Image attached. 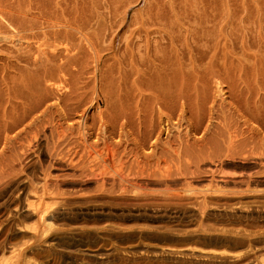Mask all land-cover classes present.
Returning a JSON list of instances; mask_svg holds the SVG:
<instances>
[{
    "label": "rangeland",
    "instance_id": "1",
    "mask_svg": "<svg viewBox=\"0 0 264 264\" xmlns=\"http://www.w3.org/2000/svg\"><path fill=\"white\" fill-rule=\"evenodd\" d=\"M0 119V264H264V0H0Z\"/></svg>",
    "mask_w": 264,
    "mask_h": 264
},
{
    "label": "bare ground",
    "instance_id": "2",
    "mask_svg": "<svg viewBox=\"0 0 264 264\" xmlns=\"http://www.w3.org/2000/svg\"><path fill=\"white\" fill-rule=\"evenodd\" d=\"M26 14H28V13H23L24 16H26ZM29 14H30V13H29ZM61 14H63V13H61ZM30 15H31V14H30ZM36 15H38V14H36ZM36 15H35V16H36ZM39 15H41V14H39ZM32 16H33V14H32ZM32 16H31V17H32ZM61 16H62V15H61ZM33 17H34V16H33ZM33 17H32V18H33ZM36 17L39 18L40 16H39V17L36 16ZM36 17H35V18H36ZM45 17H46V16H45ZM56 17H57V16H56ZM56 17H55V18H56ZM37 18H36V19H37ZM42 18H44V17H42ZM47 18H48V21L50 22L49 17H47ZM47 18L44 19L43 21L46 20V22L49 23V22L47 21ZM51 20H54V19H51ZM60 20H61V19H60ZM63 20H64V19H63ZM54 21H55V24L57 25V23H56V21H58L57 18H56V20H54ZM64 21H65V20H64ZM66 21H67V20H66ZM17 22H18V21H17ZM17 22H16V24H17ZM58 22H60V21H58ZM10 23H11V22H10ZM10 23H9V24H10ZM19 23H20V22H19ZM50 23L54 24V22H52V21H51ZM64 23H65V22H64ZM67 23H68V22H67ZM9 24H8V25H9ZM12 24H13V23H12ZM20 24H21V23H20ZM30 24H31V22H30ZM30 24H29V25H30ZM55 24H54V25H55ZM68 24H69V23H68ZM70 24H71V23H70ZM72 24H73V27L77 26V25H74V23H72ZM72 24H71V25H68L66 29L63 28V27H61L62 29H65V30L68 29L67 32H64L65 30L63 31L64 34H65V33H70L69 31L74 30L73 27H72V28L69 27V26H72ZM21 25H22V24H21ZM21 25H20V26H21ZM24 25H25V24H24ZM29 25H28V26H29ZM46 25L48 26V27L46 28V31L48 30L47 32L50 33L49 31H50V30L52 31L53 28H52L51 24H50V26H51L50 28H51V29L49 28V24H46ZM54 25H53V27L56 28V26H54ZM58 25H59V27H60L61 23H59ZM12 26H14V25H12ZM12 26H10V27L12 28ZM15 26L17 27V26H19V25H15ZM20 26H19V27H20ZM28 26L25 25V26H23V27L21 26V27L24 29V27L28 28ZM32 26H33V25H32ZM32 26L30 25L29 27L32 28ZM63 26H64V25H63ZM33 27H34V26H33ZM64 27H65V26H64ZM26 28H25V29H26ZM35 28H36V27H35ZM35 28H34V30H35ZM48 28H49V29H48ZM13 29H14V28H13ZM16 29H17V30H16V32H17L19 28H16ZM25 29H24V30H25ZM29 29H30V28H29ZM69 29H72V30H69ZM76 29H78V26L76 27ZM30 30H31V29H30ZM43 30H44V29H43ZM55 30H56V29H55ZM57 30H59V29H57ZM57 30H56V32H55V31H52V32L58 33L59 31H57ZM20 31H21V29H20ZM25 31H26V30H25ZM25 31H23V33H24ZM27 31H28V30H27ZM75 31H76V30H75ZM77 31H79V30H77ZM28 32H29V31H28ZM32 32L34 33L33 29H32ZM43 32H44V31H43ZM72 32H73V31H72ZM19 33H20V32H19ZM19 33H17L18 35H17L16 33H14L15 35H14V34H13V35L17 38V36L22 35V34L19 35ZM25 33H26V32H25ZM33 33H32V36H33ZM44 33H45V32H44ZM44 33H43L42 35H44V37L46 38L48 35L45 36ZM79 33H81V32H79ZM53 34H54V33H52V35H53ZM59 34H61V33L59 32ZM13 35H12V37H13ZM24 35H25V34H24ZM50 35H51V34H50ZM52 35H51V36H52ZM67 35H68V34H67ZM34 36H35V34H34ZM55 36H56V34H55ZM57 36H58V35H57ZM57 36H56V37H57ZM20 37H21V36H20ZM35 37H36V36H35ZM48 37H50V36H48ZM13 38H14V37H13ZM18 38H19V37H18ZM18 38H17V39H18ZM23 38H24V37H23ZM51 38H52V37H51ZM53 38H54V37H53ZM31 39H32V38H31ZM47 39H48V38H47ZM13 40H15V38H14ZM21 40H22V39H21ZM21 40L19 39L18 41L20 42ZM33 40H34V39H33ZM15 41H16V40H15ZM27 41H28V40H27ZM17 43H18V42H17ZM51 43H52V42H51ZM26 44H30V43L27 42ZM39 45H40V44H39ZM42 45H44V44H42ZM27 46L29 47L30 45H27ZM47 46H48V45H47ZM36 47H37V44H36ZM29 48H31V46H30ZM38 48H39V47H38ZM38 48H37V49H38ZM43 48H44V46H43ZM49 48H50V47H49ZM52 48H53V47H52ZM53 49H54V48H53ZM53 49H52V50H53ZM28 50H29V49H28ZM30 50H31V49H30ZM30 50H29V52H30ZM39 51L41 52V50L38 49V51L36 50L35 53H36V52L40 53ZM36 54H37V53H36ZM36 54H32V55H36ZM41 54H42V53H41ZM19 55H20V54H19ZM32 55H31V56H32ZM16 56H17V55H16ZM20 56L23 57V55H20ZM26 56H27V55H25L24 58H26ZM37 56H40V55L37 54ZM37 56H36V57H37ZM18 57H19V56H18ZM28 57L30 58V56H28ZM29 58H28V59L26 58V59H27V60H30L31 58H30V59H29ZM48 58H49V57H48ZM50 58H51V57H50ZM16 59H17V58H16ZM18 59H19V58H18ZM35 59H36V60H39V57H38V58H35V57H34V60H35ZM14 60H15V59H14ZM20 60H21V59H19V60H17V61H14V62H18V61H20ZM32 60H33V56H32ZM36 60H35L34 62H36ZM51 60H52V59H51ZM9 61H11L10 58H9ZM21 61H22V60H21ZM24 61H26V60H24ZM27 62L32 63L31 61H27ZM34 62H33V63H34ZM37 62H38V64L41 63V62L39 63V61H37ZM49 62H52V61H49ZM60 62H61V61H60ZM58 63H59V62H58ZM36 64H37V63H36ZM36 64H32V67H33V65H34V67L36 68V71H37L38 64H37V65H36ZM59 64H60V63H59ZM61 64H62V63H61ZM35 65H36V66H35ZM41 65H42V64H41ZM45 65H46V64H45ZM15 66H16V65H15ZM58 66H62V65H58ZM17 67H18V66H17ZM42 67H44V66H42ZM46 67H50V66H49V65H46ZM46 67H45V68H46ZM35 68H32V69H35ZM16 69L18 70V68H16ZM19 69H20V68H19ZM30 70H31V69H30ZM45 70H49V69L46 68ZM50 70H51V69H50ZM24 71H25V70H24ZM26 71H27V70H26ZM26 71H25V72H26ZM32 71H33V70H32ZM32 71H31V72H32ZM42 71H44V70L42 69ZM20 72H21V71H20ZM31 72H30V74H31ZM33 72H34V71H33ZM39 72H40V71H39ZM44 72H45V71H44ZM47 72H50V71H47ZM35 73H36V75H37V72H34L33 74H35ZM40 73H42V72H40ZM30 74H29V75H30ZM42 74H43V73H42ZM45 74H49V73H45ZM38 75H41V74L38 73ZM49 75H50V74H49ZM33 76H34V75H33ZM44 76H46V75H44ZM26 77H27V76H26ZM29 77H30V76H29ZM38 78H39V77H38ZM42 78H43V77H42ZM30 80H31V79H30ZM32 80L34 81L35 78L32 77ZM32 80H31V82H33ZM36 80H37V79H36ZM31 82H30V84L32 85ZM36 83H37V82H36ZM28 84H29V83H28ZM28 84H27V86H28ZM34 84H35V82L33 83V85H34ZM38 84H39V83H38ZM14 86H15V85H14ZM14 86H13V87H14ZM17 86H18V85H17ZM36 86H37V85H36ZM13 87H12V88H13ZM15 87H16V86H15ZM15 87H14V88H15ZM21 87H22V91H23V86H20V88H21ZM24 87H25V85H24ZM32 87L34 88L35 86H30V87H28V88H32ZM16 88H17V87H16ZM26 88H27V87H26ZM28 88H27V89H28ZM9 89H11V88H9ZM24 89H25V88H24ZM34 89H35V88H34ZM34 89H31V90H34ZM42 89H43V88H42ZM14 90H16V89H12V91H14ZM19 90H20V89H19ZM19 90H18V88H17L16 93H18V95H19V92H18ZM28 90H29V89H28ZM31 90H30V93H28L29 91H27V90H26L27 92H26V91H23V92L28 93V94H29V97H31V96H32V95H31ZM7 91H8V90H7ZM20 91H21V90H20ZM38 91H39V90H38ZM32 92H33V91H32ZM34 92H37V91L34 90ZM34 92H33V93H34ZM21 93H22V92H20V95H21ZM22 94H23V93H22ZM28 94H27V96H28ZM13 95H16V94L13 92ZM13 95H12V97H13ZM25 95H26V94H24L23 96H25ZM23 96H21V98H22ZM37 96H38V95H37ZM7 97H8V96H7ZM15 97L17 98V95H16ZM13 98H14V97H13ZM24 98H25V97H24ZM31 98H32V97H31ZM11 99H12V98H11ZM18 99H19V97H18ZM35 99H36V98H35ZM15 100H16V99H15ZM32 100L34 101V103H35V101L37 102V100H34V99H31L30 102H31ZM39 100H40V99H39ZM41 100H42V99H41ZM41 100H40V101H41ZM33 101H32V102H33ZM26 102H27V101H26ZM32 102H31V103L28 102V104L25 105V108H24V107H23V108L27 111V107H28V106L31 107V106H32ZM34 103H33V104H34ZM30 104H31V105H30ZM37 104H38V105H37ZM37 104L35 103V104L33 105V107H34L35 105H37V107H38L40 103L37 102ZM14 105L16 106V108H18L17 106L20 105V104L17 103V105H16V103H14ZM14 105H13V108H14ZM27 105H28V106H27ZM30 107H29L28 109H30ZM35 108H36V107H35ZM35 108H33L31 111H34ZM14 109H15V108H14ZM18 109H19V110H18ZM18 109L16 110L17 112L20 111V110H22V111L24 112V110H23L22 108H18ZM31 111H30V113H31ZM11 112H12V110H11ZM23 112H22V113L19 112V114L25 115L26 113L23 114ZM13 113H14V112H13ZM13 113H12V114H13ZM99 113H100V112H99ZM19 114H18V113L16 114V112H15V116H16V117H17V115H19ZM27 114H28L27 116L30 115V114H29V111H27ZM101 114H102V113H101ZM4 115H5V114H4ZM10 115H11V114H10ZM13 115H14V114H13ZM13 115H12V119H13V117H14ZM6 117H7V116H6ZM9 118H11V116H9ZM23 118H25V116H23ZM23 118H20V116H19V117H18V120L23 119ZM4 119H5V118H4ZM12 119H11V120H12ZM25 119H26V118H25ZM25 119H24V120H25ZM44 119H45V118H44ZM0 120H1V119H0ZM16 120H17L16 118L13 119V123H14V122H17ZM81 120H83V119H81ZM20 121H21V120H20ZM22 121H23V120H22ZM83 121H84V120H83ZM6 122H7V121H6ZM6 122H5V123H4V122H1V123H0V126H4V125L6 124ZM47 122H48V121H47ZM81 122H82V121H81ZM2 123H4V125H3ZM7 123H8V122H7ZM9 123H10V122H9ZM9 123H8V126H10ZM11 123H12V121H11ZM17 123H19V121H18ZM17 123H16V125H17ZM44 123H45V122H44ZM83 123H84V122H83ZM1 124H2V125H1ZM14 124H15V123H14ZM11 125L15 127V125H13V124H11ZM41 125H43V123H42ZM44 125H46V124H44ZM44 125H43L42 127H44ZM80 125H81V124H80ZM8 126H7V128H8ZM12 126H11V127H12ZM34 126H35V125H34ZM34 126H33V128H32V126H30V127H31L32 129L37 128V127H34ZM36 126H37V125H36ZM38 126H39V124H38ZM82 126H83V124H82ZM5 127H6V126H5ZM30 127H28V128H30ZM39 127H41V126H39ZM39 127H38V128H39ZM58 127H59V126H58ZM12 128H13V127H12ZM31 128H30V129H31ZM52 128H53V130H54L55 127H52ZM56 128H57V127H56ZM80 128H81V131H82L83 129H85V127L83 128V127H81V126H80ZM82 128H83V129H82ZM2 129H3V128H2ZM4 129H6V128H4ZM4 129H3V131H4ZM8 129H9V128H8ZM8 129H7V130H8ZM40 129H41V128H40ZM78 129H79V128H78ZM37 130H39V129H37ZM59 130H60V129H59ZM151 130H152V129H151ZM5 131H6V130H5ZM33 132H34V130L32 131V133H33ZM37 132H38V131H37ZM61 132H62V131H61ZM83 132H84V131H83ZM83 132H80V133H82V134L79 135V136L82 135V138L84 137V134H85V133L83 134ZM0 133H1V129H0ZM35 133H36V132H35ZM58 134H59V133H58ZM35 135H36V134H35ZM148 135H149V134H148ZM33 136H34V135H33ZM59 136H60V135H59ZM85 136H86V135H85ZM85 138H86V137H84V139H85ZM102 139H103V138H102ZM104 139H105V138H104ZM104 139H103L102 141H104V143L107 142L106 139H105V140H104ZM29 141H30V140H29ZM84 141H86V140H83V139H82V142L84 143V144L82 143L83 146H85L86 144H87V145L90 144V143H86L87 141H86V142H84ZM102 143H103V142H102ZM91 144H93L94 146H95V144L98 145L97 143L94 144V143H92V142H91ZM105 144H106V143H105ZM105 144H103L104 148H106L105 146H108V148H109L108 142H107L106 145H105ZM87 145H86V147H88V148H87V151H86V152L88 153V154H87L88 157H89V153H91L92 151H93V157H94V154H98L99 156L101 155L100 153L97 152V151H99V148H98V150L95 151V149L92 150V149H90V146H87ZM86 147H85V149H86ZM95 147H96V146H95ZM91 148H92V146H91ZM93 148H94V147H93ZM108 148H107L106 150H108ZM110 148H111V147H110ZM89 149L91 150V152L89 151ZM112 149H113V148H112ZM88 151H89V152H88ZM109 151H112V150H109ZM109 151H108V152H109ZM110 153H111V152H110ZM113 153H115V151H113L111 154H113ZM113 155H114V154H113ZM113 155H112V156H113ZM90 156H92V154H91ZM108 156H109V155H108ZM93 157H92V158H93ZM110 157H111V156H110ZM110 157H109V158H110ZM101 158H102V157H101ZM104 158H105V157H104ZM111 158H114V156L111 157ZM102 160H103V159H102ZM110 160H111V159H110ZM103 161L105 162V159H104ZM103 161H101V162H103ZM106 161H107V160H106ZM111 161H112V160H111ZM111 161H108V162H111ZM99 162H100V161H99ZM99 162H98V163H99ZM138 163H139V162H138ZM102 164H103V163H102ZM157 164H158V163H157ZM147 165H148V164H147ZM140 166H141V165H140ZM143 171H144V170H143ZM127 174H128V173H127ZM148 174H149V173H148ZM120 177H121V176H120Z\"/></svg>",
    "mask_w": 264,
    "mask_h": 264
}]
</instances>
